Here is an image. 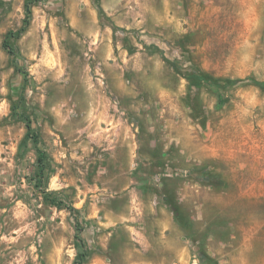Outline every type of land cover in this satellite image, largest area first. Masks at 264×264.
Masks as SVG:
<instances>
[{
	"label": "rangeland",
	"instance_id": "1",
	"mask_svg": "<svg viewBox=\"0 0 264 264\" xmlns=\"http://www.w3.org/2000/svg\"><path fill=\"white\" fill-rule=\"evenodd\" d=\"M27 1L0 0V264H264V0H32L18 34Z\"/></svg>",
	"mask_w": 264,
	"mask_h": 264
},
{
	"label": "trees",
	"instance_id": "2",
	"mask_svg": "<svg viewBox=\"0 0 264 264\" xmlns=\"http://www.w3.org/2000/svg\"><path fill=\"white\" fill-rule=\"evenodd\" d=\"M32 0H29L26 2V5H25V13H26V16H25V19H24V23L25 25L20 28L18 30V34L25 30L26 26L29 24L30 22V16H31V7L29 6V4L31 3ZM8 34L11 35V36H17L18 34L14 35V31H8L7 32V35L5 36L4 40H3V46L8 50V52L12 53L13 52V49L12 47L10 46V44L8 43ZM187 79L189 80H198L200 82H206L208 84V86L216 93V96H217V103L219 106L222 105V103L224 102V92L222 91V86L215 80L214 77H212L211 75H209L208 73H205L203 71H198V70H195L194 72H192L191 74L185 76ZM250 80L253 82V84L255 85H258L260 87H263L264 88V80H256V79H253V78H250ZM235 82V79L234 80H230V83H233ZM30 125H27V128H29ZM34 140H35V143L37 142V137L36 135H34ZM45 158V153L43 150L41 149H38V154H37V160H38V163H39V167H38V174H39V177L42 176L43 174V164H42V161L43 159ZM44 198L46 200H48L52 205H55V206H65V204L63 203V201L61 199H59L57 196H55L53 194L52 191H49V192H45L44 194ZM77 239L81 242V238L78 237V235H76ZM81 246H82V243H81ZM84 255V253H80L79 254V259H77L75 261L74 264H81V257Z\"/></svg>",
	"mask_w": 264,
	"mask_h": 264
}]
</instances>
